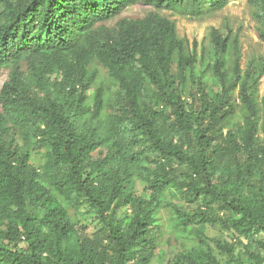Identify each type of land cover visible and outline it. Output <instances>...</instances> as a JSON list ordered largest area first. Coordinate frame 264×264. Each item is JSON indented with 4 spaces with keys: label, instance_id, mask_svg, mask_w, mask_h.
<instances>
[{
    "label": "trees",
    "instance_id": "1",
    "mask_svg": "<svg viewBox=\"0 0 264 264\" xmlns=\"http://www.w3.org/2000/svg\"><path fill=\"white\" fill-rule=\"evenodd\" d=\"M249 2L264 40V0ZM137 4L202 16L229 0H0V72L17 69L0 92V227L7 222L27 245L14 249L0 230V264H149L168 195L202 203L193 214L178 209L183 226H222L244 238L248 259L229 251L224 263L194 264H264V240L257 239L264 234V104L256 96L264 64L243 77L237 51L227 86L231 42L214 31L219 90L192 75L185 99L175 68L185 73L196 61L175 23L151 13L115 30L104 26ZM23 61L34 63L30 79L18 70ZM97 65L118 87L119 114L110 123L100 119L103 87L88 105ZM240 110L243 124L232 123ZM45 146L44 185L31 161ZM134 173L142 196L131 187ZM55 191L91 207L104 225L102 241L89 227L81 233ZM121 208L131 217H118Z\"/></svg>",
    "mask_w": 264,
    "mask_h": 264
},
{
    "label": "rangeland",
    "instance_id": "2",
    "mask_svg": "<svg viewBox=\"0 0 264 264\" xmlns=\"http://www.w3.org/2000/svg\"><path fill=\"white\" fill-rule=\"evenodd\" d=\"M151 13H158L162 17L175 23L179 39L185 41L187 45L188 56L195 59L196 64L193 68H187L185 73H180L175 68V81L178 85V92L183 98H188L189 93L193 91L192 75L207 86L209 91L215 93L219 90V83L214 72V66L217 59V52L212 42L214 31H218L224 39H230L231 48L224 57L227 86L233 85L235 81V68L237 60V51L240 53L241 70L243 77L248 69L253 66L264 64V40L262 39V26L255 16V9L251 6L249 0H229V4L221 11H209L202 16H194L190 13H177L170 10H157L152 6L137 4L126 9L121 16L115 20L105 23L108 29L115 30L118 23L122 20H143ZM3 13L0 9V24L3 21ZM237 41L236 48L232 45ZM31 61H23L18 70L25 79L31 78ZM99 75L95 83L88 90V105H94V98L98 88L103 87L106 90L105 107L101 114V121L110 123L119 114L115 105V95L118 87L111 81L107 70L98 66ZM17 69L15 67L4 69L0 72V92L8 82L12 74ZM239 86L234 88V99L237 104L239 101ZM207 93H210V92ZM257 100L261 109L264 104V75L260 79ZM0 112L3 109L0 105ZM262 115V113H261ZM90 125L92 123L91 115L87 116ZM244 114L238 111L232 123L243 124ZM260 131L258 133L259 142L264 144V133L262 131L263 120L260 122ZM21 145L22 141H19ZM48 148L43 147L39 151L33 152L31 166L38 172L40 181L45 185L49 183L46 167L49 162ZM99 150L96 158H100ZM105 155H103L104 157ZM262 176L264 177V171ZM139 196L143 195L140 187L138 173L132 177V185ZM59 200L67 208L74 222L78 224L83 235H86V228L91 237L102 241L105 236L104 225L97 220L95 212L87 203L76 201L69 202L67 196L60 195L55 191ZM148 198V195L146 196ZM201 201L190 203L187 198H177L168 195L167 205L161 209L157 215L156 231L151 235L156 242L153 249V256L149 264H194L198 262L205 263H224L228 258L229 251H235L237 255L248 259L247 250L244 245V238L235 230L222 226L196 225L193 227L183 226L178 215V209L185 213L193 214L201 206ZM118 217H131L128 208H121ZM5 232L7 242L11 247L19 251L27 249L24 242H18L15 234L9 233L7 222L0 227ZM258 240H264V234L259 235Z\"/></svg>",
    "mask_w": 264,
    "mask_h": 264
}]
</instances>
